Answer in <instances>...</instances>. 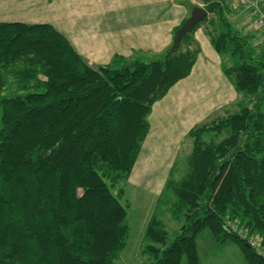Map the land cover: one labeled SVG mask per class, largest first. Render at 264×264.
Listing matches in <instances>:
<instances>
[{
    "label": "trees",
    "instance_id": "1",
    "mask_svg": "<svg viewBox=\"0 0 264 264\" xmlns=\"http://www.w3.org/2000/svg\"><path fill=\"white\" fill-rule=\"evenodd\" d=\"M203 2L208 16L170 57L97 67L51 24L0 21V264H118L131 234L124 185L153 105L193 69L202 25L240 107L189 131L184 173L178 159L159 197H171L180 232L169 243L153 213L141 253L146 264H199L209 229L264 264V42L235 28L225 0Z\"/></svg>",
    "mask_w": 264,
    "mask_h": 264
},
{
    "label": "crops",
    "instance_id": "2",
    "mask_svg": "<svg viewBox=\"0 0 264 264\" xmlns=\"http://www.w3.org/2000/svg\"><path fill=\"white\" fill-rule=\"evenodd\" d=\"M7 1L16 0H0L7 7L0 8V21L51 24L94 67L111 63L117 55L155 59L166 54L192 9L205 5L203 0H25L16 11ZM232 12L226 13L240 31L264 42L255 22L246 24L245 10ZM194 38L201 52L191 73L153 105L151 129L129 178L157 199L185 145L186 156L192 151L189 131L240 107L241 95L225 75V59L213 47L205 25ZM197 248L199 264H248L237 244L217 241L209 229L199 233ZM185 259L181 264H188Z\"/></svg>",
    "mask_w": 264,
    "mask_h": 264
},
{
    "label": "rangeland",
    "instance_id": "3",
    "mask_svg": "<svg viewBox=\"0 0 264 264\" xmlns=\"http://www.w3.org/2000/svg\"><path fill=\"white\" fill-rule=\"evenodd\" d=\"M7 2H12L11 9L13 10L15 9L16 11H19V9L23 8V6L26 4L25 0H16V1H7ZM225 2L227 4V9L229 11L244 12L243 9L242 10L240 9L241 7L240 0H225ZM202 7L205 8L204 5H202ZM0 8H7V7L0 5ZM244 13L248 14L247 12ZM210 16L212 17L213 15L211 14ZM248 16L249 17L246 16L247 18L246 24L251 25V23H253L254 20L250 17L249 14ZM4 17L7 18V16ZM233 17L236 18V16ZM234 26L236 28L235 24ZM236 29L239 30L238 28ZM258 37L264 38V33L260 31V35ZM164 56H165L164 54H160L155 59L163 58ZM150 57L153 56L144 54L143 59L149 61V59H152ZM19 89L21 90L19 86H16V84H14L8 86L5 91L6 93H11L18 91ZM214 140L219 141V135L215 137ZM186 149L187 147L185 145V148L182 150L181 155L179 156L178 164L181 161L182 162L178 167L179 170V173L177 172L178 175H182L184 173V168H185L184 158L186 157L187 154ZM134 184L135 183L130 184L128 181V183L124 185L125 199H123L122 202L126 204L125 200H127L131 205L128 208V220L131 226V234L128 241V245L126 249L123 251L120 259L118 260V264H146V262L148 261L147 259L148 256L141 253L142 235L144 234L146 225L148 224L151 216L153 215L154 209H155V213L160 217V219H162L167 224L166 227L170 232L169 243L180 232L179 228L181 225V221L173 217L171 213V208L168 206L171 200L169 194L167 193L162 195L161 200L159 202V199H157L158 197L157 195L150 194L140 189L141 187H139L137 184H135L137 186H135Z\"/></svg>",
    "mask_w": 264,
    "mask_h": 264
},
{
    "label": "water",
    "instance_id": "4",
    "mask_svg": "<svg viewBox=\"0 0 264 264\" xmlns=\"http://www.w3.org/2000/svg\"><path fill=\"white\" fill-rule=\"evenodd\" d=\"M209 12L206 8L202 6H195L189 17L184 21V23L176 30L174 41L169 51L166 54V58L174 54L180 47L183 38L191 33L194 28L200 23L203 19L208 16Z\"/></svg>",
    "mask_w": 264,
    "mask_h": 264
},
{
    "label": "built area",
    "instance_id": "5",
    "mask_svg": "<svg viewBox=\"0 0 264 264\" xmlns=\"http://www.w3.org/2000/svg\"><path fill=\"white\" fill-rule=\"evenodd\" d=\"M240 9H245L254 18L256 27L264 33V0H240ZM251 245L257 246V242L250 240Z\"/></svg>",
    "mask_w": 264,
    "mask_h": 264
}]
</instances>
